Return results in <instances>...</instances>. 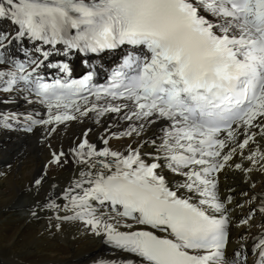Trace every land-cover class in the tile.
I'll return each mask as SVG.
<instances>
[{"label":"snow or ice","instance_id":"1","mask_svg":"<svg viewBox=\"0 0 264 264\" xmlns=\"http://www.w3.org/2000/svg\"><path fill=\"white\" fill-rule=\"evenodd\" d=\"M0 21L15 26L0 31V92L33 97L48 113L28 117L26 132L107 114L129 122L101 136L102 147L85 132L68 152L51 151L56 166L73 158L79 178L64 191L67 204L46 207L72 212L56 218L83 221L124 254L100 264H247L243 245L228 252L231 197L218 185L226 168L244 170L230 162L250 144L246 159L264 170V0H0ZM57 46L86 65L121 59L97 87L92 71L70 79L69 63L51 62ZM42 68L65 78L49 82ZM17 119L0 115V127ZM125 137L135 146H110ZM251 251L264 264V233Z\"/></svg>","mask_w":264,"mask_h":264},{"label":"bare ground","instance_id":"2","mask_svg":"<svg viewBox=\"0 0 264 264\" xmlns=\"http://www.w3.org/2000/svg\"><path fill=\"white\" fill-rule=\"evenodd\" d=\"M0 31L14 32L15 26L0 21ZM16 43L13 41V45ZM24 46L32 48L28 42ZM59 49L62 52L63 49ZM58 55L53 53L50 60ZM33 100L28 97L26 101L23 94L0 92V101H3L0 115L18 117L8 121L12 128L0 127V264H100L101 261L123 258L124 254L107 247L83 221L56 218L57 215H73L72 212H57L46 205L53 201L67 204L64 191L79 178V166L73 158L70 157L62 167L56 166L49 163L51 151L68 152L85 132L90 143L102 147L101 136L122 133L129 122L120 121L115 114H107L100 117L98 123L82 118L66 125L36 126L27 133L22 129L27 126L28 117L34 120L48 118L46 106ZM48 127H55L56 131L49 133ZM154 128L145 133V138L153 137ZM129 143L135 146L130 137L110 140V146L121 151ZM260 147L264 151V141H260ZM255 148L256 145L250 144L243 150V156L234 157L230 163L241 164L244 170L234 166L226 168L219 174L218 185L222 199L231 197L228 208L232 238L228 252L243 245L247 264H253L256 259L251 251L254 238L264 233L261 228L264 213L260 212L264 206V170L260 169V164L253 165L246 159L249 149ZM153 151L150 145L142 149V152ZM249 168L252 171H246ZM164 174L166 179H173L167 170ZM41 178V184L36 185L35 181ZM246 219L248 223L243 224Z\"/></svg>","mask_w":264,"mask_h":264}]
</instances>
